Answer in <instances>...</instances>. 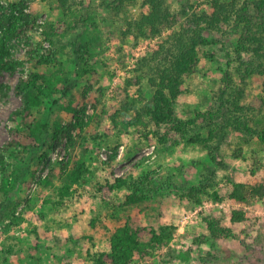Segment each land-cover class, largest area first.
<instances>
[{
  "label": "rangeland",
  "instance_id": "1",
  "mask_svg": "<svg viewBox=\"0 0 264 264\" xmlns=\"http://www.w3.org/2000/svg\"><path fill=\"white\" fill-rule=\"evenodd\" d=\"M211 1L167 0L169 24L152 36L136 28L151 12L144 0L119 10L108 0H83L77 15L89 13L94 25L77 22L67 33L54 0H0V12L21 2L24 13L37 17L34 30L8 42L7 60L17 62V70L0 74V184L4 175L21 180L11 202L0 201V264H95L110 250L115 230L125 225L176 228L166 247L134 264H264V199L230 198L238 184L249 191L264 184V48H242L250 21L261 17L264 29V14L256 7L261 0H235L228 24L213 30L204 21L192 26L188 18L205 20L212 14ZM49 25L65 37L46 41ZM95 26L101 39L82 60L73 42L81 31L88 34L84 43L90 42ZM195 39L198 63L185 77L174 107L179 119L199 125L180 143L175 137L164 144L141 143L156 132L146 114L160 74L146 72L144 58L155 67L163 58L162 43L175 47ZM37 46L50 48L55 62L39 64L32 57ZM60 64L72 80L69 91L34 109L29 121L15 115L23 106L16 91L22 75L50 73ZM70 104L78 109V119L66 110ZM138 116L144 123L136 122ZM37 121L46 124L44 149L18 146L15 142ZM57 122L69 135L52 140ZM79 160L88 173L72 184L68 174ZM117 179L125 185L119 187ZM136 184L146 195L143 203L131 201ZM193 186H205L200 203L189 194ZM235 212L244 220L233 223ZM211 218L232 235L214 238Z\"/></svg>",
  "mask_w": 264,
  "mask_h": 264
},
{
  "label": "trees",
  "instance_id": "2",
  "mask_svg": "<svg viewBox=\"0 0 264 264\" xmlns=\"http://www.w3.org/2000/svg\"><path fill=\"white\" fill-rule=\"evenodd\" d=\"M57 2L59 8L63 11V24L65 26V33L69 30L72 32L73 28L78 24L83 25L90 24L94 25L95 18L78 16L79 7L83 6V0H54ZM134 0H108V5H113L114 10H119L128 2ZM145 4L150 7L151 12L145 14L137 22L136 28L143 35L157 36L161 33L165 25L169 24V12L166 8L167 0H144ZM212 2V3H211ZM209 4L213 5L212 14L203 19H199L196 16L194 18H188L192 21V26H202V22L208 24V28L214 29L221 27L224 23H229V14L237 7V1L232 3H220L219 1L213 0ZM186 7V4H184ZM259 13L264 14V0H261L260 4L256 6ZM185 11V10H184ZM78 22V23H77ZM261 17L254 24V20L250 21V25L245 43H242V48L251 49L250 46L255 48H264V29L259 27ZM37 25V17L29 13L23 12V3H13L6 12H0V74L3 72L14 73L17 70V62L7 60L10 48L8 42L16 35H23L34 28ZM93 27V26H92ZM183 27L182 32L185 37L186 25ZM208 29L207 27H205ZM258 28V29H257ZM147 29V30H146ZM95 34L90 42L84 40L88 37L86 31H81L78 34V38L73 42L74 46L77 47V53L81 56L80 59L86 60V56L93 53L96 48L95 43L101 39L99 36V27H94ZM256 32L259 33L257 36ZM56 26L49 25L45 26L43 37L46 41L51 44L55 43V40L63 39L65 36L61 34ZM181 40L183 36L181 35ZM206 41V40H205ZM198 40H193L192 43H181L179 46H166L161 44L162 57L161 60L156 63V66L151 65L149 58H144L143 62L145 70L148 73H154L157 71L159 74V81H157V91L154 99L152 100L153 106L148 109L147 116L149 117V124L154 125L156 132L153 133L152 137L140 139L141 143L147 142L148 144L154 145L156 143L164 144L168 143L169 139L176 138V141L180 143L187 138L189 132L197 125V120H182L176 116L175 112V100L178 94L181 92V86L183 85L186 76H191L195 72V68L198 63ZM208 43V41H207ZM248 45V48H247ZM250 45V46H249ZM248 51V50H246ZM255 51V50H253ZM256 52V51H255ZM85 56V57H84ZM32 57L38 61L39 64H52L55 62L57 56L54 52H51L50 48H44L43 46H37L33 50ZM142 62V63H143ZM62 66V64H60ZM166 66L164 69L163 67ZM157 76V75H155ZM154 76V77H155ZM71 79L67 77L66 70L62 66L56 68L50 73H39L32 72L29 76L20 78L16 91L18 96L23 102L21 109L15 112V115L21 117L25 121H29L32 118L34 109L43 106L47 100L52 96L59 93L66 94L69 91V84ZM67 111L71 112L74 119H78L79 111L75 109L71 104L65 107ZM203 119V118H202ZM200 118V120H202ZM206 120H203L204 123ZM136 122L144 123L141 116L136 117ZM201 125V124H200ZM202 127V126H201ZM46 124L42 122H34L28 125L27 134L24 138L16 141L15 143L25 150H37L41 151L47 144V136L44 133ZM203 128V127H202ZM264 133V132H263ZM69 135V129L67 127H61V122L55 123L53 130V139H62ZM264 135V134H262ZM15 138H19L17 133L14 134ZM199 138V137H198ZM198 140V143L206 146V140ZM264 139V136L262 137ZM262 139V140H263ZM264 141V140H263ZM197 142V141H196ZM140 149H143L141 147ZM3 161V159H2ZM88 173V169L85 166L84 160L75 162V166L71 170L68 177L71 179L72 184L78 183L80 178ZM13 177V176H12ZM15 180H12L9 175H4L0 184V201L8 205L11 202L12 194L14 190L18 188L21 180L17 179L18 175H14ZM14 179V178H13ZM30 184V182H28ZM117 185L119 187L124 186L123 180L117 179ZM135 192L132 196V202L134 204L143 203L145 194L142 192L141 187L138 184L134 185ZM132 189V188H131ZM206 193L204 187L193 186L189 189V194L196 198L197 202L200 203V195ZM253 195L264 199V184H257L248 190L244 184L236 185L235 191L230 196L231 199L246 202L248 196ZM216 199L219 197L216 195ZM0 204V205H1ZM244 220V216L241 213L235 212L232 216V222L237 223ZM208 229L210 234L216 239L224 236L232 235V231L229 228L220 227L218 221L213 218L207 220ZM176 228L172 226H164L159 231L154 227L149 226L148 228H139L135 226H122L115 230L110 239V250L99 254L95 264H134L139 262L141 259L151 256L158 252L162 248L166 247L168 243L173 239Z\"/></svg>",
  "mask_w": 264,
  "mask_h": 264
},
{
  "label": "built area",
  "instance_id": "3",
  "mask_svg": "<svg viewBox=\"0 0 264 264\" xmlns=\"http://www.w3.org/2000/svg\"><path fill=\"white\" fill-rule=\"evenodd\" d=\"M152 148L155 149V146H153ZM101 154H102V156H103L104 158H106V148H103V149H102V153H101Z\"/></svg>",
  "mask_w": 264,
  "mask_h": 264
}]
</instances>
